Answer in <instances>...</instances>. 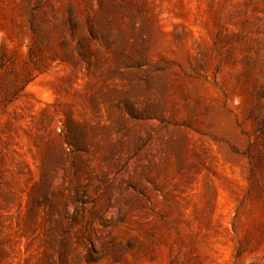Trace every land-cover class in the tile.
<instances>
[{"label": "rangeland", "instance_id": "1", "mask_svg": "<svg viewBox=\"0 0 264 264\" xmlns=\"http://www.w3.org/2000/svg\"><path fill=\"white\" fill-rule=\"evenodd\" d=\"M0 264H264V0H0Z\"/></svg>", "mask_w": 264, "mask_h": 264}]
</instances>
